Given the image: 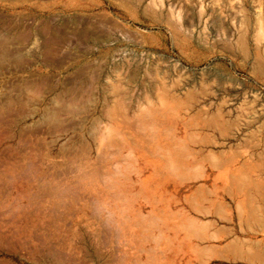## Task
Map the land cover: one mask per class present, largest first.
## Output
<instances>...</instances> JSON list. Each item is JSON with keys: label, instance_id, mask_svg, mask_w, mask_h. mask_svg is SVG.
<instances>
[{"label": "rangeland", "instance_id": "1", "mask_svg": "<svg viewBox=\"0 0 264 264\" xmlns=\"http://www.w3.org/2000/svg\"><path fill=\"white\" fill-rule=\"evenodd\" d=\"M259 102L264 0H0V264H264Z\"/></svg>", "mask_w": 264, "mask_h": 264}, {"label": "crops", "instance_id": "2", "mask_svg": "<svg viewBox=\"0 0 264 264\" xmlns=\"http://www.w3.org/2000/svg\"><path fill=\"white\" fill-rule=\"evenodd\" d=\"M258 107L264 105L259 102ZM254 114V110H253ZM257 128V129H256ZM254 130H262L257 140V147L243 149L240 161L236 165L237 195L235 200L249 199L264 216V123L253 124ZM241 187V190H240ZM264 232V231H263Z\"/></svg>", "mask_w": 264, "mask_h": 264}, {"label": "bare ground", "instance_id": "3", "mask_svg": "<svg viewBox=\"0 0 264 264\" xmlns=\"http://www.w3.org/2000/svg\"><path fill=\"white\" fill-rule=\"evenodd\" d=\"M53 114V113H52ZM51 114V115H52ZM213 125V124H212ZM212 125H208V127L210 126H212ZM187 168V167H186ZM28 172V171H27ZM7 174V173H6ZM29 175V174H28ZM3 182V181H2ZM1 187V186H0ZM28 187V186H27ZM27 187H25V188H27ZM11 189V188H10ZM14 189V188H13ZM63 193V192H62ZM223 203V202H222ZM27 208V207H26ZM29 208V207H28ZM211 208H212V210H215L216 209V205L215 204H212L211 205ZM215 213V212H214ZM1 214V213H0ZM250 218H255V216H251ZM190 224V223H189ZM4 242V239H3V237H2V235L0 234V244H2ZM8 243V242H7ZM15 243V242H14ZM6 244V243H5ZM232 245V244H231ZM234 245V244H233ZM241 246V245H240ZM239 246V247H240ZM219 247V246H218ZM227 247V246H226ZM234 247V246H233ZM233 247H229V249L227 250V249H225V250H227V251H229V252H233V250H232V248ZM241 251V250H240ZM203 252V251H202ZM242 252V251H241ZM241 252H237L238 254H240L239 256H240V258H238V256H237V253L236 252H234L236 255H232V258L233 257H235L236 259L238 258V259H243V257H241L242 255H241ZM244 252V251H243ZM257 252V251H256ZM233 254V253H232ZM249 254V253H248ZM253 254V253H252ZM221 255V254H220ZM228 255H230V254H228ZM223 256V255H222ZM248 256V255H247ZM250 256V255H249ZM249 256L247 257V259L249 260ZM252 256V255H251ZM256 256V254L254 255L253 254V257H255ZM260 256V255H259ZM221 257V256H220ZM258 257V256H257ZM257 257H255V259H257ZM224 258V257H223ZM231 258V257H230ZM250 258H252V257H250ZM229 259V258H228ZM230 260V259H229Z\"/></svg>", "mask_w": 264, "mask_h": 264}]
</instances>
